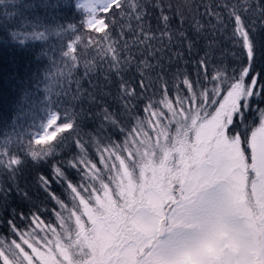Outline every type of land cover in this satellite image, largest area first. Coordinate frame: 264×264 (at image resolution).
I'll use <instances>...</instances> for the list:
<instances>
[{
  "label": "snow or ice",
  "instance_id": "1",
  "mask_svg": "<svg viewBox=\"0 0 264 264\" xmlns=\"http://www.w3.org/2000/svg\"><path fill=\"white\" fill-rule=\"evenodd\" d=\"M148 3L84 0L76 5L89 14L84 24L108 41L101 60L120 79L122 107L135 122L125 127L105 110L104 122L123 139L99 138L94 152L77 134L81 155L54 164L51 177L38 178L45 190L66 182L71 207L49 191L60 207L53 210L55 224L42 219L39 210L26 215L13 209L7 221L12 239L0 240V264H264V67H257L255 20L249 23L251 17L264 18V0L217 4L223 13L206 6L204 15L216 20L212 32L231 29L229 39L237 49L232 55L240 67L229 73L226 66L213 65L210 43L195 62V81L186 74L181 80L178 71L172 90L158 76L160 99L149 98L143 115L133 118L136 105L131 101L142 99L152 83L143 72L160 64L175 36L187 41L189 53L195 46L186 33L172 30L173 17L166 14L171 4L156 0L151 5L160 10L153 27ZM117 11L127 23L113 41L109 33ZM193 31L199 34L204 26L197 20ZM12 38L23 47L25 40H42L45 33L13 32ZM75 43H68L63 53L71 61L69 76L78 66ZM133 64L140 80L130 85L123 73ZM92 71L85 65V77ZM75 83L80 92V81ZM67 94L65 89L62 95ZM79 116L68 110L63 116L48 112L32 134L36 147H20L33 160L54 155L77 132ZM9 143L6 139L0 148V170L14 176L23 161ZM65 166L77 172L79 184L68 180ZM0 194L7 200L10 189L0 187ZM17 216L27 222L24 228L15 222Z\"/></svg>",
  "mask_w": 264,
  "mask_h": 264
},
{
  "label": "trees",
  "instance_id": "2",
  "mask_svg": "<svg viewBox=\"0 0 264 264\" xmlns=\"http://www.w3.org/2000/svg\"><path fill=\"white\" fill-rule=\"evenodd\" d=\"M76 1L0 0V148L4 147L3 141L9 140L7 147L11 149L13 155L18 153L23 161L14 176L0 170V187L5 190L10 189L7 200L0 194V240L5 243L12 239L7 221L12 219L10 213L13 209L17 213L24 212L26 215L39 210L42 219L55 224L53 210L60 211V207L51 199L49 191L71 207L66 182H54L50 190H45L38 178L42 175L51 177L54 164H64L73 157L78 158L81 155L74 142L77 134L88 144V151L94 152V141L99 138L111 137L116 141L123 139L117 129H114L110 123L104 122L105 110L110 114L114 113L113 118L119 120L125 127H131L135 122L134 119H129V113L122 107L124 100L121 98L120 79L114 72H109V64L101 60V49L107 47L108 41L103 39V33H97L84 24L88 13L83 8H77ZM223 2L233 4L238 0H163L165 7L168 4L172 5L171 10L166 12L173 17L172 30L175 33H186L195 46L189 53L187 41L177 35L172 45L162 54L160 64L152 70L143 72L146 81L152 83L143 93L142 99L131 101L136 105L131 113L133 118L143 115L142 110L149 98L160 99L162 82L157 79L158 76H163L172 90L177 83L175 74L178 71L182 73L179 77L181 80L184 78L183 74H186L195 81L197 79L195 62L204 55L205 51H208L210 43L213 45L211 51L213 65L226 66L229 73L233 68L240 67L235 62L236 57L232 55L237 49L229 39L231 29L212 32L211 26L216 20L204 15L206 6L223 13L222 8L216 7ZM155 3L156 0H150L148 3L150 23L153 27L156 26V16L160 11L152 8L151 5ZM181 17H183L182 24ZM105 18L109 19L107 16ZM111 19L116 23L111 24L109 35L113 41H116L120 37L121 26L126 25L127 20L126 17H121L118 11ZM197 20L204 26V31L199 34L193 31V24ZM253 20H255L256 56L259 68L264 67V27H260L264 23V18L251 17L249 23ZM32 31L44 32L45 38L42 40L29 38L23 42V47L17 46L12 33ZM74 40L76 41L74 55L78 58V66L69 76L71 61L70 58L64 57L63 53L68 51L67 44ZM92 41H97L98 44ZM133 51L138 50L133 49ZM224 52H227V55H222ZM176 53H181L183 58H177ZM140 59L143 57H137V61ZM151 63L156 64V60ZM85 65L93 68L87 77H85ZM123 79L129 81L130 85L140 80V73L135 64L127 66ZM77 80L80 81V92H77L75 83ZM65 89L68 90L66 96L62 95ZM73 95L78 96L79 99L73 100ZM137 95H140L139 88ZM65 110L80 114L77 132L58 147L54 155L46 159L33 160L30 154H26L28 150L21 148L20 144L32 143L35 148L32 134H35L39 126L46 121L48 112L58 111V115L63 116ZM104 142L107 143V140ZM64 171L73 184L81 182L75 170L65 166ZM24 194H27V199L24 198ZM15 222L21 228L27 223L21 221L19 216L16 217Z\"/></svg>",
  "mask_w": 264,
  "mask_h": 264
},
{
  "label": "rangeland",
  "instance_id": "3",
  "mask_svg": "<svg viewBox=\"0 0 264 264\" xmlns=\"http://www.w3.org/2000/svg\"><path fill=\"white\" fill-rule=\"evenodd\" d=\"M83 2H84V0H77V1H76L77 4H82ZM84 10H85V9H84ZM85 11H86V10H85ZM88 15H89V14H88ZM88 15H87V18H88ZM87 18H86V19H87ZM46 120H47V119H46ZM45 122H46V121H45ZM45 122H44V123H45Z\"/></svg>",
  "mask_w": 264,
  "mask_h": 264
}]
</instances>
